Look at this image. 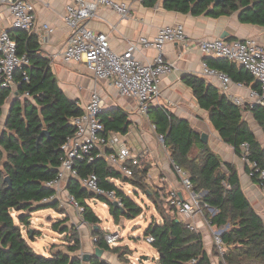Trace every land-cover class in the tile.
<instances>
[{
    "label": "trees",
    "instance_id": "16d2710c",
    "mask_svg": "<svg viewBox=\"0 0 264 264\" xmlns=\"http://www.w3.org/2000/svg\"><path fill=\"white\" fill-rule=\"evenodd\" d=\"M163 7L209 16L239 12L240 21L264 25V0H163ZM11 36L17 42L19 54L26 55L30 63L24 66L29 81L23 80V70L15 73L19 84L4 125L3 107L12 89L0 87V264H84L81 255L69 253L81 247L78 231L72 226L62 228V233L66 234L64 238L68 252L54 251L47 256L36 252L28 241V238L35 239L38 233L36 228H33V235L30 231L33 211L45 208L63 210L57 201L42 202L54 192L45 183L56 176L63 154L61 146L75 132L71 118L84 110L59 85L51 60L40 49L38 36L21 29L12 30ZM207 63L226 72L236 82L258 86L249 71L226 58L210 56ZM185 80L193 89L200 106L209 111L210 120L223 140L234 147L238 156H245L250 163L264 169V144L243 115L244 111H251L264 135V107L238 105L199 75H188ZM26 92L29 96H25ZM148 116L155 124L156 132L163 135L164 145L170 151L173 163L190 174L195 192L206 191L201 196L202 202L217 210L212 215L204 209L206 217L218 229L228 226L221 236L229 252L219 257L220 264H264V219L246 196L236 165L224 162L208 143L201 140V135L187 119L161 108L155 109L154 106L149 108ZM102 118L106 130L127 133L128 118L121 110H109L102 114ZM45 129L48 134L40 136ZM244 143L247 144L246 149ZM195 150L197 152L193 155ZM140 159L142 163V157ZM250 163H245L248 174L252 171ZM75 167L81 177L95 172L102 187L115 188L123 198L122 207L108 203L110 215L117 223L122 218L138 217L143 213V207L110 178H121L124 182L132 183L136 195L141 191L151 198L159 209L160 219L154 217L145 235L154 237L152 244L160 254L155 264H212L202 233L191 230L179 218L175 207L165 202L164 188L162 191L155 190L147 183L149 167L142 163L131 179L113 169L105 158H98L92 163L77 161ZM251 178L264 189V178H260L259 173L254 172ZM66 187L84 206L82 216L85 222L95 227L96 244L104 250L120 251L121 248L110 247L106 243L103 228L99 226L102 220L89 203L91 199L103 200V197H96L87 191L78 179L71 178ZM157 219L160 221L157 222ZM22 225L29 226L28 238L23 234ZM61 225L58 221L54 224L57 229ZM214 252V255L218 254L216 247ZM122 253L126 254L124 251ZM94 264L107 263L96 259Z\"/></svg>",
    "mask_w": 264,
    "mask_h": 264
},
{
    "label": "built area",
    "instance_id": "2783aa9c",
    "mask_svg": "<svg viewBox=\"0 0 264 264\" xmlns=\"http://www.w3.org/2000/svg\"><path fill=\"white\" fill-rule=\"evenodd\" d=\"M136 1L143 3L146 0ZM100 5L112 8L121 18H129L131 15L130 4L126 0H69L66 5L64 21L71 33L62 59L65 63L84 64L96 81H112L121 95L134 98L137 101L139 111L148 116L149 108L161 93L162 77L171 73L175 68L174 63L165 59L164 45L167 42L187 43L189 38L186 28L182 23L161 26L153 37L141 36L139 39L130 42L123 52H117L112 49L106 33L96 32L88 26V21L97 15V9ZM0 7L6 9L12 16L11 26L0 30V87L11 88L12 93H16L19 83L16 81L15 73L18 70H23V80L29 81V75L24 70V66L29 65L30 62L26 55L19 54L17 42L11 36V31L21 29L29 34L35 33L39 28L38 17L32 0H0ZM40 28L49 33L54 31L48 23H43ZM193 42L199 47L202 54L226 58L244 67L252 74L254 82L258 83L257 87L247 86L241 82L236 83L238 86L247 89V96L243 98L231 91L235 81L226 72L210 67L207 62L203 63V74L207 77H215L219 82V87L234 103L250 107L255 105L264 107L263 43L252 36L233 40L223 38L198 39ZM139 47L140 49L153 48L157 50L153 61H143L137 54L140 50ZM25 96H29V93L26 92ZM104 105L102 94L98 90H94L88 101L82 106L83 113L71 118L70 123L75 127V132L68 136L61 146L63 154L58 172L55 177L45 183L54 192L50 197L44 198L42 202L57 201L59 207L63 208L64 203H69L78 214H82L84 206L79 204L75 196L66 187L67 182L74 178L78 179L82 187L96 197H103V206L109 208L108 203L114 201H117L121 206L123 205V198L118 195L116 189L102 187L99 176L95 172L81 177L75 167L77 161L92 163L98 158H105L113 169L119 171L123 177L130 179L135 176L136 168L142 167L140 158L144 154V150L139 148L135 152L119 132L106 130L102 118ZM159 140L164 143L163 135L159 136ZM243 147L246 149L247 144L244 143ZM242 159L245 163H250L245 156ZM172 165L186 196H183L178 189L173 187L166 191L165 197L163 196L165 202L175 207L179 218L180 215L194 214L204 217L206 225L212 229L214 245L218 252L216 255L218 257L224 255L227 252V247L224 245L222 232L214 228L211 220L204 214V209L210 211L212 215L217 210L202 202L201 196L203 194L193 190L190 174L174 164L173 161ZM250 165L252 168L249 173L250 177L256 172L259 173L260 178H264V169L257 167L255 163H250ZM110 181L115 183L125 194H135L136 188L132 183L124 182L121 178H110ZM159 221L157 219V222ZM187 226L191 230L201 232L193 224L188 223ZM102 228L106 243L110 247L118 245V241L122 239L119 232L107 231L104 226ZM65 235V233L59 234V236ZM92 240L97 242L98 239L95 236ZM144 240L152 244L154 237L144 234ZM159 259L160 254L158 252V255L153 257V261L157 263ZM130 261L131 264L151 262L148 256L147 259L136 256L134 260L131 259Z\"/></svg>",
    "mask_w": 264,
    "mask_h": 264
},
{
    "label": "crops",
    "instance_id": "0c3cea01",
    "mask_svg": "<svg viewBox=\"0 0 264 264\" xmlns=\"http://www.w3.org/2000/svg\"><path fill=\"white\" fill-rule=\"evenodd\" d=\"M32 1L35 4L38 17L37 24L39 28L35 31V34L38 36L40 49L51 60L53 72L58 78L59 85L68 97L83 106L88 101L91 93L94 90H98L104 98V114L109 110L118 109L127 115L128 131L125 134H120L135 152L139 148L144 150L142 163L149 167L146 176L147 183L150 184L152 182L154 184L152 188L155 190L161 189L160 191L163 188L167 191L174 187L183 196H186L174 172L170 151L164 146V143L160 142L159 136L161 134L156 132L155 124L150 117L139 111L137 101L134 98L121 95L112 81H96L84 64L76 62L65 63L63 61L62 54L67 47V41L71 33V30L64 21L66 5L69 0ZM126 1L130 4L131 15L129 18H121L112 8L100 5L97 9V15L88 21V26L96 32L106 33L112 49L117 52H123L127 49L130 42L139 39L141 36L153 37L161 26L176 23L184 24L189 38L188 42H167L164 45L165 59L174 63L175 68L171 73L162 77L161 93L152 106L155 109L161 108L179 118L187 119L192 128L200 135L203 132L208 134V145L220 155L224 162H231L236 165L246 196L264 219L263 188L252 180L246 170L245 162L236 154L234 147L223 140L219 131L216 130L210 120L209 111L200 106L193 89L185 80L188 75H199L208 84L215 85L222 92L223 90L219 87V82L215 77H207L203 74V63L207 62L210 56L202 54L199 47L193 41L212 38L233 40L252 36L264 44V25L240 21L239 12L220 16H209L205 13L195 15L166 9L163 7V0H148L143 3L136 0ZM43 23H48L54 31L49 33L45 29L40 28ZM11 24V14L6 9L0 7V30L10 27ZM137 54L143 61L148 62L153 61L157 50L153 48L140 49ZM236 83L235 81L232 85L231 91L233 94L245 98L247 96V89L238 86ZM14 98L15 96L12 98L6 111L3 107V125ZM243 115L257 138L263 143L262 139H264V135L262 128L255 120L253 113L246 110L243 112ZM205 193L206 191L201 192L203 195ZM52 210L55 211L56 215L47 217V225L58 231V234L62 233V228L65 225L77 229L81 247L78 251L69 253L81 256L90 254V261H83L84 264H94L96 259L104 261L107 264H131L126 261L128 259L122 253L123 246L121 244L115 246L121 248L120 251L104 250L102 257H96L94 253L98 244L92 240L95 237V227L85 222L82 214H78L71 204L64 203V208L61 211L53 208ZM110 217V224H114V218L111 215ZM60 219L65 220L61 222L62 225L57 229L54 224ZM180 219L187 224L190 223L199 228L203 235L205 248L211 255L212 264H220L219 257L212 253L213 247H215L212 229L206 225L204 217L199 214L180 215ZM123 221L124 219L120 220L119 224L124 226ZM119 224L116 223V225ZM214 228L217 227L214 226ZM22 231L24 236L27 237L28 227L26 229L22 225ZM40 232L39 229L38 233ZM59 238H64V236H59ZM129 249L131 248L129 247ZM60 250L68 252L66 240L53 244L47 256L54 251Z\"/></svg>",
    "mask_w": 264,
    "mask_h": 264
},
{
    "label": "rangeland",
    "instance_id": "374dc122",
    "mask_svg": "<svg viewBox=\"0 0 264 264\" xmlns=\"http://www.w3.org/2000/svg\"><path fill=\"white\" fill-rule=\"evenodd\" d=\"M15 96V93H12L10 98L8 99L7 103L4 105L5 111L8 109L9 104L12 98ZM3 119V117H2ZM264 141V139H262ZM163 143V142H162ZM264 143V142H263ZM197 151L193 152V155ZM149 184V183H148ZM150 187H154V184L150 182ZM134 188V187H133ZM133 196L136 201L143 207V213L134 219H124L123 223L124 226L115 222L114 224L111 223V217L108 211V208L103 206V202L99 198H95L90 201L91 206L93 207L94 211L101 217L102 221L99 223V226L104 228L110 232H119L122 239L118 241V245L121 244L122 250L125 255L127 256V262L131 263V259L134 260L136 256L147 255L151 262L143 263V264H154L156 263L153 261V257L158 255L157 249L153 244L147 243L144 240L145 229L149 224V221H153L154 217H158L159 209H157L151 198L146 195L144 192H139V194L131 195ZM210 212V211H209ZM211 213V212H210ZM56 215L52 208H45L41 210H36L31 213L30 221H31V228L40 229V233L36 234L35 239L28 238L30 245L34 248V250L41 254L48 255L50 252V247L55 244L59 243L60 241H64V238H59L58 231H55L50 226L47 225V217ZM57 219V218H54ZM121 219V220H122ZM65 220V219H64ZM64 220H57L58 222H63ZM115 221V220H114ZM119 224V225H116ZM140 225V226H139ZM25 228L29 227L28 225H24ZM42 227V228H41ZM228 226L224 228H219V230L223 233ZM108 228V229H107ZM218 229V228H217ZM63 239V240H62ZM64 245V244H63ZM128 245V246H125ZM129 247L131 249H129ZM229 252V249L227 250ZM213 254L214 247H213Z\"/></svg>",
    "mask_w": 264,
    "mask_h": 264
},
{
    "label": "water",
    "instance_id": "95a60500",
    "mask_svg": "<svg viewBox=\"0 0 264 264\" xmlns=\"http://www.w3.org/2000/svg\"><path fill=\"white\" fill-rule=\"evenodd\" d=\"M218 1L219 0H216V2H218ZM44 134H48L46 129L41 132L40 136H43ZM201 140L204 143H208V134L206 132L201 133ZM6 180H9L10 181L9 177H6ZM113 205H115L117 207H122L117 201H114L113 202ZM30 231L32 232V235H33V229H30ZM103 253H104V249H102V248H100V247L97 246L96 249H95L94 255L96 257H102ZM90 259H91V255L90 254H85L83 256V261H90ZM142 259H147V255H143L142 256Z\"/></svg>",
    "mask_w": 264,
    "mask_h": 264
}]
</instances>
